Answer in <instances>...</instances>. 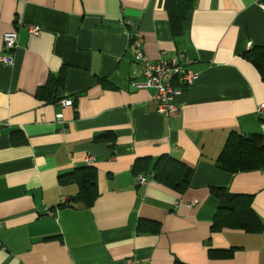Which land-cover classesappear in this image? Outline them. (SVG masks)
I'll return each instance as SVG.
<instances>
[{"label":"crops","instance_id":"0c3cea01","mask_svg":"<svg viewBox=\"0 0 264 264\" xmlns=\"http://www.w3.org/2000/svg\"><path fill=\"white\" fill-rule=\"evenodd\" d=\"M6 32L17 43L13 63L0 60V264H264V229H212L214 187L253 195L264 224V169L217 165L233 131L264 136V80L244 55L264 45V0H195L180 35L167 0H0V58ZM133 34L153 61H193L196 80L174 81L176 115L134 84ZM61 73L55 100L39 99ZM164 155L194 169L186 190L154 179ZM87 166L99 195L84 207Z\"/></svg>","mask_w":264,"mask_h":264},{"label":"trees","instance_id":"16d2710c","mask_svg":"<svg viewBox=\"0 0 264 264\" xmlns=\"http://www.w3.org/2000/svg\"><path fill=\"white\" fill-rule=\"evenodd\" d=\"M195 0H167L171 25L175 35L182 33V23L187 13L193 8ZM244 55L255 65L264 80V45L254 47ZM64 73L51 77L37 91V97L44 101L55 100L57 88L64 85ZM112 137V133L103 134L101 138ZM217 165L228 172L237 173L264 169V136L262 134H241L233 131L227 139ZM194 169L184 165L170 155L161 156L153 168L154 179L184 191L190 186ZM76 180L81 186L77 197L80 206H90L99 195L96 186V170L91 166L84 167L76 173ZM219 199L218 212L213 221V231L223 228L245 229L248 231L263 230L264 224L252 207L253 195L236 194L224 188H212ZM159 228V227H158ZM156 228L155 230H157ZM142 229V227H141Z\"/></svg>","mask_w":264,"mask_h":264},{"label":"built area","instance_id":"2783aa9c","mask_svg":"<svg viewBox=\"0 0 264 264\" xmlns=\"http://www.w3.org/2000/svg\"><path fill=\"white\" fill-rule=\"evenodd\" d=\"M39 28L29 27V33L36 35L39 33ZM17 35L15 32H6L4 34L5 50L10 52L6 56H2L0 60L6 65H10L14 61L13 50L16 47ZM142 37L131 36V45L135 47V52L132 54L135 63L141 67V79L135 81L138 87H146L154 90L152 98L158 103V111L165 117L176 115L179 112V106L175 102L177 94L181 88L174 85V81H178L181 86H187L193 83L197 76L191 70L189 65L193 62L191 59L185 57L183 60L174 57L171 59L161 58L153 61L142 52ZM73 100L64 99L61 101L63 107L71 106ZM59 122H62L63 115L59 114L57 117ZM92 161V159H90ZM145 182L143 175H137V183ZM65 198L62 199L64 203ZM128 264H138L133 259L128 260Z\"/></svg>","mask_w":264,"mask_h":264}]
</instances>
